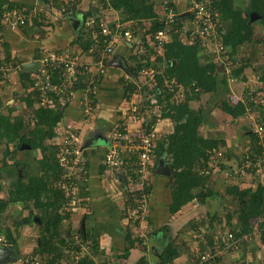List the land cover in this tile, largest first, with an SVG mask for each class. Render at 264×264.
Listing matches in <instances>:
<instances>
[{
  "label": "crops",
  "instance_id": "obj_1",
  "mask_svg": "<svg viewBox=\"0 0 264 264\" xmlns=\"http://www.w3.org/2000/svg\"><path fill=\"white\" fill-rule=\"evenodd\" d=\"M9 1L11 4L10 7L26 6L29 9L36 10L35 16L28 23H32L35 19L40 20L41 12L39 13L38 10L45 9L47 15L46 22L50 23V26L46 27L47 32L44 36L38 33H33L32 36H29L26 35V31L19 28L20 26L13 27L3 21L0 23V62L5 63V59L9 53L10 57L15 60V65H11L12 68L9 76L3 82L0 81V135L4 132L7 123L17 121L21 115H24L26 120V125L20 132L21 136L28 135L29 130L36 123L31 118L32 108L27 107L25 100L22 99V96H29L33 92L32 85L28 79L29 77L23 76V63L39 60L47 51L51 50L63 54H78L77 56L80 58V61L90 68L87 89L91 90L94 87L95 90L96 112L93 114V118L90 120L84 116L82 108L83 105H87V100L85 98L86 101L84 103L86 104H84V97H82L84 94L82 93L86 92V90L84 89V92H82L76 85L74 87L75 90L71 92V98L60 96L57 99L62 104L60 107L62 118L57 121L54 127V136L52 139L48 138L46 142L47 144L55 143L63 149L65 146L64 139L70 137V142L82 150L83 136L88 128L93 127L94 129L96 127L98 128V133L102 132L103 137L95 136L96 133L91 132L90 138L93 137V144L87 147L83 146L85 148L81 152L88 158L89 162V174L87 177L90 193L89 198L83 200L79 197L77 202H69L67 209L70 211V207H73L72 214L62 224L63 227L70 229L73 234H76L75 237H77L78 231L83 229L85 232H88L90 237L98 240L99 249L103 254L99 253L96 256L94 255L95 257L91 259L95 263L97 261L101 262L111 259L115 264H134L139 261L141 256L145 255L150 264H155L164 252L166 246L174 240L175 244H172L174 248L181 244H187L180 246L182 255L175 260V264H193L192 260L194 257L186 251L188 246L190 250L194 251L200 250L202 247L205 250L209 248L210 250L216 249L220 253V259L216 264H244V262L246 264H264V252H262L264 243L260 240V222L258 223L256 220L252 221L253 229L248 234V247H245L247 251H244L245 248L242 247L240 251L227 252L217 243L223 233H226V230L229 229L228 223L230 220L226 216L228 209L235 211L240 207L239 201L233 200L226 193L227 186L236 184L242 187H249L254 184V173H251V171L242 172L239 169L241 164L237 161V158L241 157L242 154H239L241 151L250 146L252 134L256 136L252 127L253 119L258 118L264 122V112H261L262 109L251 107L244 116L232 118L220 108L221 101L227 98L233 104L245 102L248 96V88H244V82L252 79L254 76H260L264 79V68L261 65L264 61V47L260 43H256L262 48L256 47L255 50L258 52L251 62H248L247 58H242L243 56H248L242 50L238 55L239 59L237 58L235 61L236 65L240 61L243 62V65L246 64L242 73L238 77H232L231 74L227 75L226 86H223L221 80H219L218 91L212 97L209 94L202 95V106L206 109L202 134L207 136L210 133H214L215 135L222 133L221 135H223L226 141V146L222 147L220 152H217L216 156L209 162L213 172L215 181L214 190L217 192V196L208 198L205 203H200L196 200L189 201L180 210L171 213L170 207L172 206L173 200L170 177L172 174L170 176H164L156 173L155 170L161 157L156 159L153 156L149 168L150 171L148 170L147 172L150 176V182L149 184L147 183L150 186L147 218L141 224H134L126 215V208L130 207L129 203L127 205L125 203L127 192L126 183L128 182L126 175L128 173L125 175L124 172L118 171L115 174L116 176L113 177L115 179H111L110 181L108 173L111 168L105 165L104 159L105 154L113 148V145H116L114 139L111 138L110 130L113 126L116 127L115 124L117 122L122 121V123H125L126 121L128 125L126 123L124 124V130L130 133V136L134 137L140 134L144 123L147 122V119L145 122L141 120L135 121L130 119L128 115L131 99L127 97L124 82L128 77L125 74H128L127 71L130 72L132 63L127 57V50L126 47H123L122 42L126 41L127 45L131 47L132 41H135L136 36L140 35L139 32L142 31L146 34V29H148L147 25L151 21L145 19L141 23L136 19L122 20L120 11L111 7V0H81L78 10L67 11V13L61 11L62 7L52 6L49 8V5L44 2L37 8V0ZM153 1L155 2L154 9L158 13H163L165 3L162 0ZM169 2L174 3L175 8L182 17L187 16L185 13L187 0H169ZM72 19L80 21L77 29L73 27ZM96 20L100 22V27L105 21L109 24L120 22L123 28L129 33V36L123 38L121 35L117 39L115 52L112 56V64L108 65L104 72H100L98 64H96V59L98 58L96 54L100 50L97 42L85 54L81 51L80 46L74 43L75 39L81 34H83L84 38L88 37L87 34L95 27ZM102 20L105 21L101 23ZM25 27L27 28L28 26L26 25ZM95 37L96 33L94 34V39ZM180 38L181 42L189 45L183 34H180ZM253 46H255V43L252 44L251 42L244 49H253ZM159 53L163 55L164 49L162 48ZM117 61L123 62L127 66V70L113 66V63ZM26 74L34 78L37 73ZM229 76L234 78V80H231ZM93 81H97L94 83V86H92ZM183 91V89L178 90L176 95L178 99L184 96ZM48 94L49 92L46 93V96ZM41 95L43 96L42 93ZM206 96L207 98L205 100L204 97ZM45 99L43 102H47L51 106L55 104L53 97H47ZM192 105L193 107L201 106L198 101H193ZM35 106L37 107V104ZM160 112L161 114L163 112L161 106ZM161 114L154 118L159 120L157 126L163 137L174 130V124L171 118L162 117ZM93 129L91 130L93 131ZM85 140L87 142L90 141L89 139ZM101 140L106 144L100 145ZM19 141L20 137H16L13 130H8L5 135L3 134L0 137V232L6 236V229H11L16 243L9 242V244L0 245V254L3 258L7 259L1 264H26L27 259H30L28 256L37 252L40 246V235L37 224L41 222V218L40 214L35 211L34 205L24 204L22 201L7 203L6 205L1 204V201L8 199L9 193L18 186L21 179L41 175L37 163L42 156L41 150L31 149V146L26 141H22L20 148L17 149ZM228 150L234 154L230 153L232 157L224 159V164L220 165L221 158L226 155L224 153ZM5 154H12L11 156L14 157L15 161H12L9 156L7 157V164H3ZM125 154L126 156H131L128 155L131 154V151L127 150ZM163 157L165 161H168V157ZM60 164L65 168L63 158L60 159ZM104 166L105 168L103 169ZM261 170L256 169V174H260V178L264 179V172ZM147 173H145L146 179L148 177ZM237 173L238 176H234ZM66 176L67 174L64 175V179L68 180ZM260 178H258V181ZM129 185L134 186L132 180L129 181ZM30 213L32 216L29 219ZM215 214L223 218V224L226 226V230L225 232L221 231L222 224L216 220L218 218L212 221L214 225L212 230L214 233V243L212 246L210 244L211 242H208V236L211 234L208 220ZM236 218H232V221H236ZM20 219L21 223L18 226L17 221ZM202 219H206V224L202 225L198 223L195 225L198 228H195L192 223ZM164 226H168L169 229L164 231L162 229ZM148 232L150 237H148ZM128 233L133 238H137V240L134 247L130 249L129 254L125 255L127 245L126 236ZM138 233L148 241L146 243V252L140 248V236ZM6 238L8 237L6 236ZM253 249L256 251L255 257L253 255ZM9 250L12 253L11 256ZM153 250L158 253L157 257H155V262L154 260L151 261L150 258L151 251ZM36 257L44 261L40 255Z\"/></svg>",
  "mask_w": 264,
  "mask_h": 264
},
{
  "label": "trees",
  "instance_id": "obj_2",
  "mask_svg": "<svg viewBox=\"0 0 264 264\" xmlns=\"http://www.w3.org/2000/svg\"><path fill=\"white\" fill-rule=\"evenodd\" d=\"M80 1L81 0H77L71 3L67 11L78 10ZM43 2L47 3L49 8L52 6H64L62 0H43ZM136 2L137 6L133 5V0L110 1L111 7L120 11L122 14V20L136 19L141 22L142 20L149 19L151 21L148 29H146V34L142 37L141 44L137 45L136 41H132V46L130 47L127 45L126 41L122 42L123 47H126L127 57L132 63L129 70L130 72L127 71L130 78L124 82L125 91L129 99H131L135 93L139 94L142 98L139 104L141 112L151 108L150 94L154 92L162 107L163 112L161 116L171 118L173 121L174 130L163 137L161 136L156 141L153 156H155L156 159H159L161 156H166L168 157L169 163H171L173 172L170 177L172 182L170 186L173 202L170 207V212L175 213L189 201L196 200L200 203H205L208 198L217 196V192L214 190L215 181L213 172L209 162L216 156L217 152H220L222 147L226 146V141L223 135H221L222 133L220 135L210 133L207 136L202 134V126L206 116V109L202 106V95L209 94L212 97L218 91L219 80H221L223 86H226L228 74L225 72L224 65L214 58L213 53L206 51V48L198 41L189 45L181 42L179 33L176 32V27L174 25L171 29L172 34L170 40L168 39L169 41L167 40V42L164 43V53L161 55L157 49L154 34L159 29H163L166 26L164 19H162L165 11L163 13H158L157 10L154 9L155 2L153 0H136ZM10 5L9 0H0V23L2 22V16L5 10L13 7H10ZM168 6L175 8L174 3L171 2L168 3ZM215 7L220 13L221 29L225 30L223 38L227 47V53L230 55L231 60H233L231 76L238 77L246 65H243L242 61H240L238 65L235 63L243 48L251 42L252 44L260 43L264 47V35L256 36L254 32L256 24H259L264 29V0H248L247 3L246 0H218L215 3ZM38 11L39 13L41 12L40 20L35 19L32 23H26L19 27L26 31V35L32 36L33 33H38L44 36L47 32L46 27L50 26V23L46 22V10L42 9ZM186 18L187 17L176 16L179 27L181 26V22ZM96 23L100 24V22ZM26 25L28 26L27 28L25 27ZM93 28L87 34V38H84L83 34H81L75 39L74 43H77L81 51L85 54L89 52V50L93 48L95 42H97L98 46H100V50H98L96 56L100 57L103 43L98 34L101 27L97 24ZM94 32L96 33L95 39ZM125 32L126 29H123L120 36L122 35L123 38H125L127 36ZM138 46L141 50L139 48L137 49ZM258 47L262 48L260 45ZM132 49H137L136 53L133 55L129 54ZM255 49L254 46L253 49H245L249 51H247L248 56H243L242 58H247L248 62H251L258 52ZM113 54L114 53H105L103 59L105 67L111 63ZM72 55L77 56L78 54ZM152 58L154 60H152ZM5 60L7 65H15V60L10 57V53ZM96 64H98L97 59ZM261 65L264 68V61ZM143 67H154L158 72L156 77L157 84L154 90H150V86L148 85L149 82L141 87L137 84L141 81L140 71ZM63 70L62 68L50 69L49 72L53 83L64 82L63 73L65 71ZM75 70L73 75L70 76V81L64 85L63 92H49L47 95V97H53L55 99V104L53 106L47 104V102L44 104V98L41 95L39 86L34 87L35 81L40 79V76L35 75L34 78H32L29 74L23 73L24 77H29L28 79L32 85L33 92L30 93L29 96H22V99L25 100L27 107L32 108L31 118L33 121L35 120L36 123L34 127L29 130L28 135L21 136L20 132L26 125L24 115H21L17 121L7 123L10 126L6 124L4 132L0 135L1 137L3 134L5 135L8 130H13L16 137H20L17 149L20 148L22 141H26L31 146V149H40L43 154L42 158L37 162L41 175L33 176L28 179L24 177L21 179L18 186L10 192L8 199L1 201V204L6 205L7 203L22 201L24 204L34 205L35 211L40 214L41 218V222L37 224L40 235V246L37 252L28 257L33 259L40 255L45 264H60L62 259H67L69 261L72 251L77 248V246H75L76 241L91 243V249L95 256L99 253L103 254L99 249L98 240L90 237L88 232L80 229L77 233V237H75L76 234H73L70 229H66L62 226L64 220L70 218L71 212L67 209L69 207V202L71 203L79 197L83 200L88 199L90 195L89 187L87 180L81 179L82 177L80 178L79 176H73L72 179L77 181L78 190L75 195L66 197L67 195L61 185L62 182H67V180L64 179L66 169L60 164V159L64 155L63 150L55 143L47 144L46 142L48 138L52 139L55 134L54 127L57 121L62 118V114L60 113L62 104L57 99H59L60 96L71 98V92L75 90L74 87L76 85L82 92H84V89L86 90L84 95L85 93L86 95L88 94V98L92 101L89 105L91 109L93 110L96 108L94 87L91 90L87 89L89 83L88 77L90 75L89 66L83 63L81 66H77ZM95 82L97 81H93V85H91L94 86ZM179 89L184 90V96L180 99L176 96ZM85 96H83V103L86 101L85 98H87V96ZM193 101L200 102L201 106L193 107ZM35 104H37V107ZM84 107L83 105L82 109H84ZM251 107H257L260 110L262 109L261 112H264V106L256 104L254 100L250 99L249 95L245 102H238L237 104H233L230 100L225 98L221 101L220 106V108L232 118L244 116ZM155 122L156 119L153 120L152 124ZM124 142L125 141L122 143L124 144ZM8 150L9 148L7 149V153ZM230 153L234 154L229 150L224 153L226 155L221 158L220 165L224 164V159L232 157ZM239 154H242L241 157L237 158L240 164L246 155L262 162V158L264 157V143H260L259 137L252 134L250 146ZM11 155L5 154L3 164H7V157L9 156L12 161H15L14 157ZM135 160L136 158L134 154H132L131 158L127 161L129 163L128 165L125 164L120 168H116L126 170L125 175L128 173L126 175L128 182L126 183L127 192L125 203L126 205L129 203L130 207L128 208L130 209L128 212V208H126V215L134 224L138 223V220L133 219L132 211L138 204L139 199H141V193H148L150 189L148 184H145L144 187L137 184L139 175L136 173L138 166L134 164ZM105 165L107 166L106 163ZM104 168L105 166L103 169ZM85 170V173L81 172L79 175H84L87 178L89 174L88 159ZM250 171L255 175L253 180L254 184L252 186L242 187L236 184L227 186L226 193L229 194L233 200H238L240 205L235 211H232V209H228L227 211L226 216L230 220L228 223L229 229L226 230V226L223 224V218L219 217L218 214L212 215L211 219L208 218L211 231V234L208 236V242H211L210 244L212 246L214 243V233L212 231L214 225L212 221L215 218H218L216 220L222 224L221 231L225 232L226 230V233H223L217 242L219 246H224L223 238L227 236L228 233H232L236 238H241V244L237 250L229 249L227 251H240L242 247H248L247 238L249 232L253 229V220H256L258 223L260 222V240L264 243V182L261 181L260 174H256V168L246 170V172ZM234 176H238V173ZM258 178H260L259 181ZM129 179L136 184L130 186ZM32 214L30 213L29 219ZM234 217L237 218L236 221L233 222L232 218ZM20 223L21 219L17 221V225L19 226ZM198 223L205 225L206 219L192 224L195 226ZM195 228L198 227L195 226ZM162 229L167 231L169 227L164 226ZM6 236L9 242L16 244L11 229H6ZM126 240L125 255H128L130 249L134 247L137 238H133L132 235L128 233ZM141 241L142 240L139 238V242ZM172 244H175L174 240L166 246L164 252L155 264H175V260L182 255L180 246L187 244H181L176 248H174ZM146 248V245H144L141 249L146 252ZM186 251L194 257L195 251L190 250L189 246L186 248ZM199 251L201 253L208 252L205 251L203 247ZM212 251H214V249H212ZM244 251H247L246 248ZM253 251L255 257L256 251L255 249H253ZM219 259L216 258L212 264H216ZM26 264H28V262H26ZM69 264L74 263L70 261ZM75 264H95V262L87 256H84L81 261L75 262ZM138 264L150 263L148 262L147 256L143 255L140 257ZM244 264L246 263L244 262Z\"/></svg>",
  "mask_w": 264,
  "mask_h": 264
},
{
  "label": "built area",
  "instance_id": "obj_3",
  "mask_svg": "<svg viewBox=\"0 0 264 264\" xmlns=\"http://www.w3.org/2000/svg\"><path fill=\"white\" fill-rule=\"evenodd\" d=\"M64 2V6L61 8L63 13H67V8L71 3L77 0H62ZM218 0H187V9L186 19L181 22V26L176 20V16H182L176 9L171 6L165 7V14L162 19L166 23V26L163 29H159L154 34V39L156 42V46L158 51L164 48V43L167 42L171 37V29L174 25L176 27V32L184 35V38L187 40L189 44H193L198 41L203 47L206 48V51L213 53L214 58L221 62L224 65L225 72L230 75L231 74V66L232 60L227 53V47L224 43V34L225 30L221 29L220 24V13L215 7V3ZM36 14L35 9H29L26 6H18L11 7L3 13L2 21L10 24L11 26H22L28 21H30ZM123 25L120 22H115L113 24H109L107 22L101 25L99 34L102 40V53L101 56L97 58L98 68L100 72H104L105 64L103 63V59L105 53H114L117 39L119 38L121 31L123 30ZM125 34L129 36V33L126 31ZM41 62L39 71L36 75L40 76V79L35 81L34 87L39 86V90L43 94V98H47L46 93L48 92H63L64 85L70 81V76L76 71L77 66H81L83 63L80 61L78 56H73L70 54L58 53L56 51H47L46 54L39 59ZM152 60H154L152 58ZM154 62V61H153ZM11 65H7L5 63L0 62V81L3 82L9 74L11 73ZM62 68L65 71L63 73L64 82L63 83H53L51 80L50 69H59ZM157 74L158 72L154 67H143L140 71L139 81L140 87L146 84L150 86L151 90H154V87L157 84ZM231 80H234L231 76H229ZM244 88H248V95L251 100H254L256 104L260 106H264V79L260 76H254L252 79L244 82ZM254 94V95H253ZM137 96V97H136ZM137 98V99H135ZM139 94L135 93L131 98V115H133V120L138 121L141 120L145 122L144 114L148 115L152 108L160 109L159 101L154 92L150 94V103L151 108L145 110L144 112L140 111V101ZM47 100V99H45ZM157 120L154 124L152 122L144 123L142 131L139 135L135 137V140H131L128 136V133L124 130V132L119 131L117 133L116 139L119 141H128L126 145H122L121 143L113 145V148L105 154V163L109 168L116 169L120 168L131 158V156H126V151H132V154H138V158L134 161V164L138 166L136 173L139 175L137 184L141 187H144L146 182L145 173L148 172L149 166L152 162L153 152L156 147V141L161 137V133L157 126ZM151 123V124H150ZM150 125V126H149ZM253 132L256 136L259 137L260 143H264V122L259 120L258 118H254L252 121ZM70 137H66L64 139L65 146L63 147V154H66L67 157L63 158L65 163H71L72 166H76L78 168V172H86L85 165L87 163V159L84 158L81 153L82 150L75 144H72ZM136 142L137 144H132ZM76 148H75V147ZM78 147V148H77ZM74 155L81 157L80 160H72ZM128 157H130L128 159ZM262 162L260 160H255L249 155H246L241 162L240 170L245 172L246 170H250L253 168L262 169L264 167V157L262 158ZM75 174V173H74ZM82 177L81 179L87 180L85 176L77 175V177ZM68 178L67 182H62V189L66 192L67 196L75 195V192L78 188L77 181L73 180L71 175L67 174ZM72 188L75 192H68V189ZM72 193V194H70ZM78 200V199H77ZM77 200H73L72 203L77 202ZM149 209V192L141 193V199H139L138 204L134 207L132 211V217L139 224L143 223L146 219L147 213ZM264 228V224H263ZM224 250H237L241 244V238H236L232 233H228L227 236L223 238ZM146 245V242H144ZM9 244L8 238L0 232V245ZM75 246L77 248L72 251V259H75V262H79L82 260L84 256H87L89 259L94 258V254L92 256L91 245L89 243H82L80 241L75 242ZM264 247V246H263ZM220 253L217 250H210L205 253H199L196 258L192 260L193 264H212L213 261L218 257ZM92 260V259H91ZM28 264H45L39 258L27 259ZM95 264H115L113 260L107 259L105 261H97Z\"/></svg>",
  "mask_w": 264,
  "mask_h": 264
},
{
  "label": "rangeland",
  "instance_id": "obj_4",
  "mask_svg": "<svg viewBox=\"0 0 264 264\" xmlns=\"http://www.w3.org/2000/svg\"><path fill=\"white\" fill-rule=\"evenodd\" d=\"M165 4V6H163V12L165 11V7H167L168 6V3H169V0H162ZM162 1H160V2H162ZM248 2V0H246V3ZM100 3H102V2H100ZM137 2H136V0H133V5H136L137 6V4H136ZM100 5V4H99ZM174 8V7H173ZM175 9V8H174ZM176 11H177V9H176ZM164 15V14H163ZM163 18V17H162ZM103 21H105V20H102L101 21V23L103 22ZM96 22H97V20L95 21V24H96ZM106 22V21H105ZM93 25H94V23H92ZM98 24V26L100 25L99 23H97ZM96 24V25H97ZM95 25V26H96ZM146 26V25H145ZM147 27H149V25H147ZM262 26H260L259 24H256L255 25V29H254V32H255V35L256 36H263V34H264V29H262L261 28ZM138 33V32H137ZM140 33V35H138ZM138 34H136V35H138V36H136V39H135V41H136V43H137V45H139V44H141L142 43V37L144 36V33L141 31V32H139ZM149 36V35H148ZM258 46V44H256L255 43V46H254V48H256ZM139 48V46L137 47V49ZM137 49H132V51H130V53L129 54H135L136 53V51H137ZM140 49V48H139ZM247 49V48H246ZM249 49H251V48H249ZM141 50V49H140ZM243 51H244V53L245 54H247L249 51L248 50H245L244 48H243ZM248 51V52H247ZM264 54V53H263ZM112 63H110L109 65H111ZM97 71V70H96ZM126 76H128L127 77V80H128V78H130V75H129V73L128 74H125ZM150 90H151V88H150ZM82 94H84V93H82ZM85 95H86V93H85ZM84 95V96H85ZM87 96V98H86V100H87V105H84L85 107H84V109H82L83 110V113H84V116L86 117V118H88V119H92L93 117V114L96 112V109L94 108L93 110L91 109V107L89 106L90 105V102H92L89 98H88V94L86 95ZM85 96V97H86ZM83 97V96H82ZM206 98H207V96L206 97H204V99L206 100ZM209 98H210V96H209ZM142 100V98L140 97L139 98V101H141ZM44 103H46V102H44ZM141 111V110H140ZM159 114H161V112H160V109H156L155 107L154 108H152V110L150 111V113L148 114V115H146V114H144L145 116H144V118L145 119H147V122H153V120H155V118L157 117V116H159ZM128 115H129V118L130 119H133V115H131V106H130V112L128 111ZM155 117V118H154ZM140 121V120H139ZM156 121H157V119H156ZM125 123L127 124V122L125 121ZM125 123H122V121H120V122H117L115 125H116V127H112V129L110 130L111 132V138L112 139H114V141H115V143H117V144H119V143H121L122 145H126V143H129L128 141H125L124 142V144L122 143L123 141H119L118 139H116V136H117V133H118V130L119 131H122V132H124V124ZM128 125V124H127ZM93 128V127H92ZM94 128H96V127H94ZM128 133V132H127ZM128 136L131 138V140H135V137L134 136H130V133H128ZM106 143L103 141V140H101L100 141V145H105ZM132 144H137L136 142H133ZM132 152V151H131ZM43 155V154H42ZM128 155H130V154H128ZM84 156V155H83ZM134 156H135V158H138V154H134ZM64 157H67V155L66 154H64L63 155V157L62 158H64ZM41 158H42V156H41ZM40 158V159H41ZM84 158H86V159H88L86 156H84ZM81 159V157H78V156H76V155H74V157L71 159V161L72 160H80ZM65 165H69V166H65V168L67 169V173L66 174H69V175H71V176H77V175H79V172H78V168L75 166H72V164L71 163H65ZM126 165H128V163H126ZM263 170H264V167H263ZM263 170H261L262 172H264ZM124 172V174H125V172H126V170H124V169H109V179H110V181H111V179H115V178H113L114 176H116L115 174H116V172ZM150 171V170H149ZM260 171V172H261ZM75 173V174H74ZM82 176H84V175H82ZM147 179H145L146 180V182L149 184V178H150V176L148 175V173H147ZM145 178V177H144ZM137 180H138V178H137ZM261 180L264 182V179H262L261 178ZM136 183H134L133 182V185H135ZM73 190H72V188H69L68 189V192H72ZM73 192H75V191H73ZM76 192H77V190H76ZM10 194V193H9ZM70 194H72V193H70ZM73 202V201H72ZM71 202V203H72ZM83 205V204H82ZM71 208V210H70V215L72 214V208L73 207H70ZM238 209V208H237ZM78 212H79V210H78ZM80 218V217H79ZM146 218H147V216H146ZM138 235L140 236V233H138ZM148 237H150V235H149V232H148ZM144 237H142V236H140V239L142 240L141 242H139L140 243V246H141V248L144 246V242H148V241H146V239L144 238ZM214 250H216V249H214ZM205 251H210V248L209 249H206ZM227 251V250H226ZM13 252V251H12ZM227 252H231V251H227ZM262 252H264V247L262 248ZM9 253H10V256H11V251L9 250ZM199 253H201L199 250H197V251H195V254H194V258H196V256L199 254ZM157 254L158 253H156V251H151V254H150V258H151V261H153L154 260V262H155V257H157ZM219 256H220V254L218 255V259H219ZM72 257V256H71ZM70 257V259H69V261L66 259V260H64V259H62L60 262V264H69V262L71 261V262H73L74 264H75V259L73 258H71ZM154 258V259H153ZM122 260H124V259H122ZM127 262V261H126ZM153 262V263H154ZM138 264V262H135L134 264Z\"/></svg>",
  "mask_w": 264,
  "mask_h": 264
},
{
  "label": "water",
  "instance_id": "obj_5",
  "mask_svg": "<svg viewBox=\"0 0 264 264\" xmlns=\"http://www.w3.org/2000/svg\"><path fill=\"white\" fill-rule=\"evenodd\" d=\"M43 0H37V8H39L42 4ZM254 15V14H252ZM72 25L75 29H77L79 27V20H74L72 19ZM41 62L40 60H33V61H29V62H25L22 64V72L23 73H37L39 71ZM113 66H118L120 68H123L125 70H127V66L121 62V61H117L113 63ZM93 128H88V130L85 132L83 138L84 140L82 141V150L87 147L90 144H93V137L90 138L91 136V132L96 133L95 136H99V137H103V135L101 133H98V128H94L93 131L91 130ZM85 139H89L90 141L87 142ZM85 146V147H83ZM156 173L160 174V175H164V176H170L172 174V167L170 165V163L168 161H165L164 157L161 156V158L159 159L157 168L155 170ZM6 258H3V256L0 254V264L4 261H6ZM156 263V262H155Z\"/></svg>",
  "mask_w": 264,
  "mask_h": 264
}]
</instances>
